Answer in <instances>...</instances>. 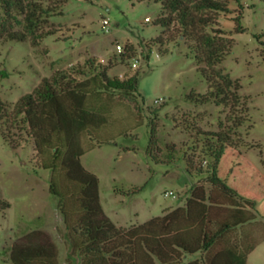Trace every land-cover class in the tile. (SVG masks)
<instances>
[{
	"label": "trees",
	"instance_id": "trees-1",
	"mask_svg": "<svg viewBox=\"0 0 264 264\" xmlns=\"http://www.w3.org/2000/svg\"><path fill=\"white\" fill-rule=\"evenodd\" d=\"M155 2L163 8L154 22L162 34L151 40L150 51L157 46L166 53L168 45L185 42L208 82L206 93H192L188 100L228 109L226 124L217 131L198 129L194 153H186L188 172L201 170L205 182L192 188L183 205L142 224L118 226L102 206L98 175L82 163L88 151L115 143L118 136H128L143 125L134 123L132 115H116V98L138 102L142 97L140 73L111 75V63L96 58L57 70L14 105L0 97V131L14 149L31 140L37 166L51 170L50 192L59 199L67 242L80 264H248L249 255L264 240V172L247 156L238 133L249 120L241 81L220 66L234 46L219 18L229 12L228 4L225 0ZM0 7L7 19L23 16L31 24L7 31L9 40H31L37 46L54 34L36 32L33 23L42 9L36 3L0 0ZM9 75L0 68V80ZM197 155L208 161L206 170L196 165ZM10 207L0 193V213ZM257 225L263 228L259 236L252 229ZM10 260L62 264L58 245L43 230L18 238Z\"/></svg>",
	"mask_w": 264,
	"mask_h": 264
},
{
	"label": "rangeland",
	"instance_id": "rangeland-1",
	"mask_svg": "<svg viewBox=\"0 0 264 264\" xmlns=\"http://www.w3.org/2000/svg\"><path fill=\"white\" fill-rule=\"evenodd\" d=\"M23 1L42 8L33 23L36 32L54 34L37 46L31 40H9L7 31L31 24L23 16L7 19L0 7V68L10 73L0 80V97L14 105L44 77L91 58L111 63V75L140 73L142 97L138 102L116 98V115H132L134 123L143 125L128 136H118L115 143L88 151L82 163L98 175L102 206L118 226L142 224L183 205L192 188L205 182L201 170L188 172L186 153H194L198 129L217 131L226 124L228 109L188 100L192 93H206L208 82L185 42L168 45L166 53L157 46L150 51L151 40L162 34L154 24L162 4L155 0ZM225 1L229 12L219 18L234 46L220 66L241 81L249 120L238 133L243 150L264 172V0ZM198 155L196 165L206 170L208 161ZM50 179L51 170L37 166L31 140L14 149L0 131V193L11 204L0 213V264H12L13 243L32 230L51 235L62 264H80L67 242L68 231L59 199L50 192ZM170 191L176 196L166 194ZM252 229L258 236L263 232L259 225ZM248 264H264V240L249 255Z\"/></svg>",
	"mask_w": 264,
	"mask_h": 264
},
{
	"label": "built area",
	"instance_id": "built-area-1",
	"mask_svg": "<svg viewBox=\"0 0 264 264\" xmlns=\"http://www.w3.org/2000/svg\"><path fill=\"white\" fill-rule=\"evenodd\" d=\"M149 20H150V18L147 17V21H149ZM104 23L107 25V24H109V21L106 19V20L104 21ZM118 49L121 51L123 48H122L121 45H118ZM137 62H138V60L135 62V65L137 64ZM166 194H167V195H172V196H174V197L176 196L175 193H174L173 191L167 192Z\"/></svg>",
	"mask_w": 264,
	"mask_h": 264
}]
</instances>
